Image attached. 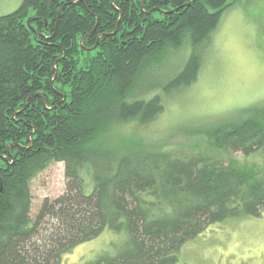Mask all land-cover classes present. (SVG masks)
I'll list each match as a JSON object with an SVG mask.
<instances>
[{
	"label": "trees",
	"instance_id": "obj_1",
	"mask_svg": "<svg viewBox=\"0 0 264 264\" xmlns=\"http://www.w3.org/2000/svg\"><path fill=\"white\" fill-rule=\"evenodd\" d=\"M229 4L22 0L0 14V264H60L104 228L124 239L85 264H171L210 223L261 214L264 103L196 127L229 160L199 147L97 141L113 123H151L164 95L195 81ZM183 44L188 57L172 77L139 86ZM235 153L260 162L239 164ZM52 162L64 163V191L31 217V180ZM87 174L93 186L84 192Z\"/></svg>",
	"mask_w": 264,
	"mask_h": 264
},
{
	"label": "rangeland",
	"instance_id": "obj_2",
	"mask_svg": "<svg viewBox=\"0 0 264 264\" xmlns=\"http://www.w3.org/2000/svg\"><path fill=\"white\" fill-rule=\"evenodd\" d=\"M21 1L0 0V14L14 10ZM227 1L230 4L209 35L195 81L171 92V97L164 95V110L151 123H113L99 135L98 143L114 148L134 144L166 149L199 147L207 154L231 158L211 147L207 136L196 127L237 117L247 107L264 103V0ZM187 51V44L168 50L160 69L147 71L139 86L163 83L172 77L185 63ZM232 156L239 164L260 162L258 155ZM83 181V191L89 192L92 178L87 174ZM65 182L63 162H52L35 176L30 183V216L36 214L44 197L60 195ZM124 236V231L104 228L64 252L60 264H85ZM175 256L171 264H264V210L258 216H235L210 223L183 242Z\"/></svg>",
	"mask_w": 264,
	"mask_h": 264
}]
</instances>
